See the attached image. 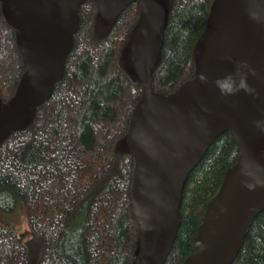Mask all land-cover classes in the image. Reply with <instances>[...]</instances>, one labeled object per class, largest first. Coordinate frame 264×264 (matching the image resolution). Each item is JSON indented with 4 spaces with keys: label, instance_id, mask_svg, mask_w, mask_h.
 Here are the masks:
<instances>
[{
    "label": "trees",
    "instance_id": "trees-1",
    "mask_svg": "<svg viewBox=\"0 0 264 264\" xmlns=\"http://www.w3.org/2000/svg\"><path fill=\"white\" fill-rule=\"evenodd\" d=\"M0 1V99H15L26 74L15 30ZM162 1V0H161ZM214 0H169L165 44L153 70V92L169 94L196 77L194 47ZM163 2V1H162ZM140 0L101 26L97 3L79 12L74 47L51 97L29 123L0 145V211L20 208L27 229L0 223L22 247L0 249V264H134L140 252L131 202L134 159L126 146L143 82L123 64L140 17ZM132 58V57H131ZM239 158L231 132L220 136L190 174L182 224L165 264H183L226 172ZM5 252V254H3ZM21 260V261H20ZM233 264H264V211Z\"/></svg>",
    "mask_w": 264,
    "mask_h": 264
},
{
    "label": "water",
    "instance_id": "water-1",
    "mask_svg": "<svg viewBox=\"0 0 264 264\" xmlns=\"http://www.w3.org/2000/svg\"><path fill=\"white\" fill-rule=\"evenodd\" d=\"M89 0H7L26 74L15 99H0V145L25 127L32 109L49 100L65 74L80 8ZM111 20L137 0H93ZM131 45L143 94L126 146L134 159L131 184L140 252L134 264H165L182 224L190 174L215 141L231 132L239 149L198 227L183 264H233L264 211V0H214L194 47L196 77L169 94L153 92V70L165 44L168 9L140 0Z\"/></svg>",
    "mask_w": 264,
    "mask_h": 264
},
{
    "label": "rangeland",
    "instance_id": "rangeland-1",
    "mask_svg": "<svg viewBox=\"0 0 264 264\" xmlns=\"http://www.w3.org/2000/svg\"><path fill=\"white\" fill-rule=\"evenodd\" d=\"M162 1L163 2L165 1V4L169 2V0H162ZM100 23L104 29L109 28L111 24L110 21H106V20H102ZM122 61H123V64L126 66V68H128V70H130L131 73H134L133 61H132L130 53L129 55L124 56ZM0 223L9 225L17 233L24 232L27 229L26 219L20 208H18L17 210H15V212H12V213H6L3 211H0ZM2 247H3V250L5 249L11 250L12 252H14V254H17L20 259L23 257L22 247H20V245L14 240L12 233L10 232L0 231V249ZM3 254H5V252H3Z\"/></svg>",
    "mask_w": 264,
    "mask_h": 264
}]
</instances>
